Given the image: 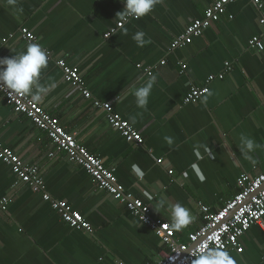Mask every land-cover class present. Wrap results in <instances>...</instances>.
<instances>
[{"label": "crops", "instance_id": "1", "mask_svg": "<svg viewBox=\"0 0 264 264\" xmlns=\"http://www.w3.org/2000/svg\"><path fill=\"white\" fill-rule=\"evenodd\" d=\"M215 1L162 0L150 14L131 19L104 39L120 21L116 14L124 9L123 0H18L21 16L0 0V58L30 44L22 39V28L35 36L51 54L40 81L55 83L38 104L106 167L114 168L119 183L149 206L152 218L171 223L167 211L157 212L161 199L189 209L194 220L174 231L179 242L203 225L201 206L218 211L237 194L240 175L264 172V148L252 153L255 163L239 150L242 134L264 144V51L248 46L251 37L261 34L251 0L229 4L220 21L190 45L169 51L171 42ZM138 31L149 41L143 47L132 39ZM58 59L81 72L91 99L64 82L55 65ZM225 63L232 70L224 79L207 83L209 76L224 71ZM137 65L155 67L146 108L137 107L131 93L124 95L149 78ZM191 86H207V93L196 104L185 105ZM94 99L111 103L143 137V145L127 143L92 106ZM166 136L172 138L171 145ZM0 141L24 163L37 166L46 192L79 212L93 230L67 226L0 161V200H10L0 216V264H156L163 259L167 248L153 231L97 189L81 167L57 152L45 132L15 114L1 94ZM146 191L152 199L144 196ZM241 243V253L229 250L236 264H259L264 218Z\"/></svg>", "mask_w": 264, "mask_h": 264}, {"label": "built area", "instance_id": "2", "mask_svg": "<svg viewBox=\"0 0 264 264\" xmlns=\"http://www.w3.org/2000/svg\"><path fill=\"white\" fill-rule=\"evenodd\" d=\"M239 1L241 0H216L211 7L205 10L201 19L186 26L183 32L171 42L169 51L173 52L190 45L194 38L201 36L205 30L220 21L221 17L226 14L229 4ZM251 2L259 13L258 25L261 34L251 37L248 46L262 52L264 51V5L261 0H251ZM130 20L131 18L128 22ZM125 24L119 21L115 27L104 34L103 38L108 39ZM20 34L22 39L28 43L37 41L26 28H22ZM12 37L13 35L10 34L9 38ZM7 39L3 40V43ZM50 58L51 54L48 52V59ZM55 65L62 72L64 82L76 88L85 99H91L82 74L77 68L68 65L62 59L56 60ZM159 65H165V61H161ZM224 67L222 73L217 76H209L206 82L209 83L215 79L223 80L225 74L232 70L229 63H225ZM137 68L142 70L147 77L152 76L155 70V67L142 68L140 65H137ZM206 93L207 86H191L187 90L183 104H196ZM0 94L3 96L5 104L15 114L27 118L34 126L47 134L57 152L63 153L69 162L81 167L97 189L107 192L114 200L122 203L133 217L153 231L162 245L167 248L163 259L156 264H191L194 259L191 252L203 245L218 247L222 244L227 251L241 253L243 250L241 238L252 226L260 224L264 218V172L254 177L242 174L236 181L237 194L216 212H211L207 206H201L199 211L203 225L197 231L190 233L186 242H179L175 239L174 230L168 223L152 218L149 206L124 189L116 177L115 169L106 167L101 158L90 153L85 146L78 143L75 134L64 130L57 118L48 114L30 96L15 94L3 85H0ZM92 106L102 112L106 122L127 143L134 146L143 145V137L132 128L128 121L116 113L111 103L94 99ZM52 156H54L53 153L50 154V157ZM0 161L10 168L18 183L27 186L32 192L40 194L42 200L50 205L67 226L92 233V227L79 212L73 210L66 202L54 199L46 192L40 169L37 166L24 163L1 141ZM157 162L160 163L161 160ZM168 173L171 175L173 172L169 171ZM9 203L10 200L6 197L0 200V216L7 212ZM259 264H264V253Z\"/></svg>", "mask_w": 264, "mask_h": 264}, {"label": "clouds", "instance_id": "3", "mask_svg": "<svg viewBox=\"0 0 264 264\" xmlns=\"http://www.w3.org/2000/svg\"><path fill=\"white\" fill-rule=\"evenodd\" d=\"M124 9L116 14L119 20L127 23L131 19H139L150 14L157 4L162 0H123ZM7 3L13 9L17 16H21L24 12L22 7L18 6V0H7ZM132 39L136 42L137 47H143L149 41L145 39L143 31L136 32ZM48 66V52L39 43H30L26 48L10 58H0V85L6 86L13 93L21 96H30L36 102H42V97L49 90L55 88L54 82L42 84L40 81L43 69ZM156 77L150 76L146 82L139 86L132 85L124 95L125 97L131 93L135 99V104L139 108H146L149 97L152 93ZM208 95H211L209 92ZM205 97L204 102H206ZM240 152L244 158L255 163L252 153L264 148V144L257 143L253 138L247 135L240 136ZM169 145L173 143L171 137H165ZM136 172L142 178L144 173L138 167ZM148 199H152L151 195L146 191L143 193ZM157 212L165 210L169 214L170 227L174 231H182L190 223L194 217L189 209L180 203L169 204L165 199H161L156 205ZM191 264H236V260L225 250L221 244L218 247H208L203 245L191 252Z\"/></svg>", "mask_w": 264, "mask_h": 264}]
</instances>
